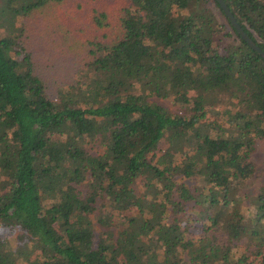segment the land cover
<instances>
[{
    "label": "trees",
    "instance_id": "obj_1",
    "mask_svg": "<svg viewBox=\"0 0 264 264\" xmlns=\"http://www.w3.org/2000/svg\"><path fill=\"white\" fill-rule=\"evenodd\" d=\"M60 1L0 0V264H183L185 252L188 264H252L210 238L196 246L188 226L164 215L167 205L182 210L181 200L190 199L219 216L235 208L236 183L253 171V137L264 136V58L216 0H91L88 59L50 97L17 22ZM225 1L264 49V0ZM191 90L189 118L149 99L183 105ZM219 91L243 94L247 110L235 111L233 130L201 122L204 104ZM166 132L181 150L154 160L149 153ZM98 140L102 151L90 152L85 144ZM140 176L142 195L134 189ZM189 176L206 190L195 195L178 183ZM157 183L162 194L152 197ZM100 193L113 212L133 210L123 221L118 212L117 228L106 235L95 233L91 219ZM250 201V224L233 210L224 229L230 239L246 234L261 244L264 185Z\"/></svg>",
    "mask_w": 264,
    "mask_h": 264
},
{
    "label": "rangeland",
    "instance_id": "obj_2",
    "mask_svg": "<svg viewBox=\"0 0 264 264\" xmlns=\"http://www.w3.org/2000/svg\"><path fill=\"white\" fill-rule=\"evenodd\" d=\"M92 3L95 4L91 0L51 2L35 9L24 17L18 18L17 23L22 26L21 37L33 55L35 71L44 79L46 91L50 97L55 98L59 87L66 85L69 81H73L79 69L88 59L87 45L84 42L86 41V35L90 37L94 28L87 21V16L84 15L88 13ZM115 3L109 2L112 5H115ZM209 4L216 12L218 19L224 21L223 15L215 8L213 2L210 1ZM180 13L184 12L181 11ZM220 46L221 48L223 47V45ZM189 95L190 100L183 105L175 102L172 98L157 95H151L149 99L160 102L168 107L171 112H176L189 118L195 112L192 98L196 93L191 90ZM242 97V93H238L237 98H235L231 92H214L213 97H209L208 102L203 106L204 115L201 117V122L207 123L206 127H211L209 126L210 123H217L223 126L224 129L233 130L234 127L236 128L233 121L235 119V111L243 110L246 112L247 110L241 101ZM248 113L253 114L252 112ZM201 127L202 132H205L206 128L204 126ZM194 133L189 138L190 141H193ZM239 133L241 134L242 131L240 130ZM165 134L159 140L156 148L149 153V156H153L154 160L162 158L166 150H181L179 143H173V145H177L174 147L176 150L172 148V144L167 138V132ZM85 145L92 153L102 151L99 140L86 143ZM249 160L253 163L251 175L236 183V191L232 193L238 199L235 208L232 203L225 207V210L219 216L217 208L210 207L208 209L206 204L195 202L194 199L181 200L183 209L179 210L176 207L172 208V206L167 205L164 219L169 222L176 219L182 228L188 226L186 237L194 240L196 246L210 238L213 244L216 243L220 246L221 252L227 249L230 253L232 252L234 258L246 255L249 260L253 259L252 264H257L264 255V243H253L246 234L230 239L224 229V225L229 221L228 219L232 216L233 210H238L242 214V222L247 224H250L251 218L255 214V206L250 201V197L256 194L259 188L264 185V136L255 135L253 137ZM142 182L143 179L140 176L134 183V189L140 195L144 191ZM181 182L189 187L195 195L198 192L205 191L207 186L205 182H201V180L193 176L178 180V183ZM159 194H162V188L161 184L157 183L150 195L159 197ZM95 205L91 219L93 229L97 235H106L111 230L115 231L118 212V218L121 221L133 214V210L128 208L113 212L101 193L97 197ZM104 217H108V225L102 219ZM3 234L10 239L15 236V234L8 232ZM152 237L154 238V236ZM156 244L159 245V243ZM257 250L259 252H256ZM183 262V264H188L187 252H185ZM222 264L228 263L222 261ZM235 264L238 263L235 262Z\"/></svg>",
    "mask_w": 264,
    "mask_h": 264
},
{
    "label": "water",
    "instance_id": "obj_3",
    "mask_svg": "<svg viewBox=\"0 0 264 264\" xmlns=\"http://www.w3.org/2000/svg\"><path fill=\"white\" fill-rule=\"evenodd\" d=\"M219 6L222 8L224 14L229 19L232 26L236 29V31L240 34L242 39H244L247 44L252 47L257 53L264 58V49L242 28L240 23L237 21L233 12L230 10L228 4L225 0H216Z\"/></svg>",
    "mask_w": 264,
    "mask_h": 264
}]
</instances>
